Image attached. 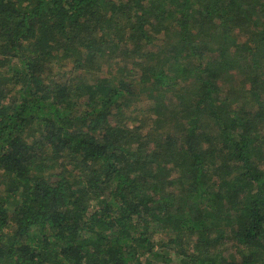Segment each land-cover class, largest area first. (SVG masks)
Returning a JSON list of instances; mask_svg holds the SVG:
<instances>
[{
	"label": "trees",
	"instance_id": "16d2710c",
	"mask_svg": "<svg viewBox=\"0 0 264 264\" xmlns=\"http://www.w3.org/2000/svg\"><path fill=\"white\" fill-rule=\"evenodd\" d=\"M0 264H264V0H0Z\"/></svg>",
	"mask_w": 264,
	"mask_h": 264
}]
</instances>
